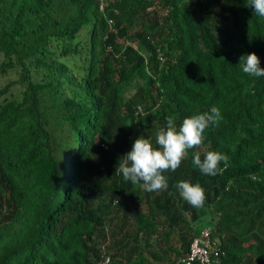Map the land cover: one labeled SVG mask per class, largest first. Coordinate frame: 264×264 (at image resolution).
Returning a JSON list of instances; mask_svg holds the SVG:
<instances>
[{"label":"trees","instance_id":"16d2710c","mask_svg":"<svg viewBox=\"0 0 264 264\" xmlns=\"http://www.w3.org/2000/svg\"><path fill=\"white\" fill-rule=\"evenodd\" d=\"M253 52L264 68L247 0H0V68L16 77L0 86V264H186L205 227L220 263L264 264V76L239 65ZM212 106L222 119L167 190L116 173L135 139ZM195 151L227 166L206 176Z\"/></svg>","mask_w":264,"mask_h":264},{"label":"clouds","instance_id":"9594fccd","mask_svg":"<svg viewBox=\"0 0 264 264\" xmlns=\"http://www.w3.org/2000/svg\"><path fill=\"white\" fill-rule=\"evenodd\" d=\"M247 5L257 16L264 18V0H247ZM239 65L249 76H264L260 58L254 52L241 56ZM221 119V111L216 106L183 118L179 125L175 116H168L166 127L159 128L155 133V143L142 136L135 139L131 150L120 158L116 173L122 174L123 179L133 185L140 184L148 192L167 190L168 178L164 173L175 172L190 150L203 145L204 134L210 125H218ZM227 162L228 157L220 151H207L203 159L199 151L193 152V165L206 176L221 173V163L227 166ZM175 187L180 197L192 207L199 209L204 206L206 195L200 183L181 180Z\"/></svg>","mask_w":264,"mask_h":264},{"label":"built area","instance_id":"2783aa9c","mask_svg":"<svg viewBox=\"0 0 264 264\" xmlns=\"http://www.w3.org/2000/svg\"><path fill=\"white\" fill-rule=\"evenodd\" d=\"M106 0H100V9L105 11ZM112 22V20H110ZM219 238L213 239L212 228L205 227L201 230L199 235H196L190 245V250L182 261L186 264H195L197 262L202 264H222L218 257ZM105 261H109V257Z\"/></svg>","mask_w":264,"mask_h":264},{"label":"rangeland","instance_id":"374dc122","mask_svg":"<svg viewBox=\"0 0 264 264\" xmlns=\"http://www.w3.org/2000/svg\"><path fill=\"white\" fill-rule=\"evenodd\" d=\"M226 1H227V0H222L223 3L226 2ZM219 9H220V8H218V7H216V8L213 9L214 14H215V16L217 17V20L213 23V25H212V27H211V31H212L214 34L219 33V30H218V26H219V21H218V20H219V14H218V11H219ZM133 32H134V31H133ZM81 36H82V39H84V38L86 37L85 32H83ZM75 61H76V60H75ZM75 61L70 62V65L74 67L73 62H75ZM10 78H11V79L16 78V77L14 76V72L11 70V73H9V74H4V72H3L2 69L0 68V86H4L6 83H8V81L10 80ZM139 84H140V83H139ZM14 87H15L14 90L16 91V90L18 89V86H14ZM133 91H134V89H133ZM203 221H204V219L201 220V221H198V222H197V225H201Z\"/></svg>","mask_w":264,"mask_h":264}]
</instances>
